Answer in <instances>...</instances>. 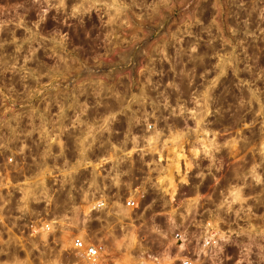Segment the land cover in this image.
<instances>
[{"label": "rangeland", "instance_id": "rangeland-1", "mask_svg": "<svg viewBox=\"0 0 264 264\" xmlns=\"http://www.w3.org/2000/svg\"><path fill=\"white\" fill-rule=\"evenodd\" d=\"M59 2L0 0V123L43 122L45 110L54 116L62 86L94 91L97 107L103 106L98 93L197 91L208 123L215 116L212 132L228 140L221 145L224 162L249 175L258 166L264 177V0H65L63 8ZM73 8L80 9L75 17ZM237 90L247 102L238 137L253 140L239 161L232 130ZM263 191L264 183H255L257 199ZM150 215L136 231L143 246L136 249L119 233L105 239L113 258L107 264H170ZM89 222L74 218L83 233L102 228ZM121 247L133 253H117ZM146 247L153 257L138 256ZM61 261L75 262L70 240L0 242V264Z\"/></svg>", "mask_w": 264, "mask_h": 264}, {"label": "built area", "instance_id": "built-area-1", "mask_svg": "<svg viewBox=\"0 0 264 264\" xmlns=\"http://www.w3.org/2000/svg\"><path fill=\"white\" fill-rule=\"evenodd\" d=\"M61 88L54 116L45 110L43 122L0 123V215L4 217L0 222L1 243L70 240L75 260L72 264H107L113 258L109 256L105 239L115 238L119 233L123 241L134 240L137 249L145 241L136 231L147 225L144 214L151 213V228L159 227L162 232L169 233L165 238L152 232L157 242L166 244L164 254L170 264H183L185 258L191 264H264V191L257 199L255 182L249 173L225 163L221 150L213 153L216 163L211 175H208L211 161L203 154L199 160H193L191 156V148L199 146L197 140L215 139L222 145L218 134L211 129L215 116L208 123L197 91L101 93L103 106L97 107L94 91L80 94ZM110 116H115L107 125L110 130H101ZM198 121L202 122L198 125ZM149 124H154L155 129L150 130ZM90 129L92 136H88ZM155 131L163 135L153 152L148 150L147 139ZM181 133H184L183 138L175 140ZM133 136L140 138L137 145L132 143ZM165 141L167 148L163 147ZM134 146L145 149L143 159L138 151L118 164L124 152L131 151ZM181 147L189 160L199 163V168L188 172L186 161L180 160L181 171L176 173V156L172 149L179 151ZM102 160L108 162L101 164ZM116 164L118 171L128 172L121 176L119 189L112 185L110 178L105 179ZM159 169H167V172L161 173ZM199 171L206 174L203 182L197 179ZM185 173L188 174L187 185L180 183V177ZM162 174L173 176L177 185L174 197L152 187ZM93 179L100 191L90 189ZM147 180L151 182L145 183ZM234 187L242 189V200L232 204L230 212L218 208L225 200L232 199ZM145 189L147 194L142 196ZM45 190L52 198L51 204L47 202ZM88 191L95 192L96 199L101 194L106 196L108 207L89 212L93 198L89 195L88 200L84 199V193ZM197 197L200 199L195 211L188 213L187 202ZM130 199L136 201V207L128 203ZM118 204L131 209L127 216L117 214L121 211L116 207ZM150 204L151 208L148 207ZM260 204L263 205L262 214L257 213ZM25 205L27 211H19ZM173 212L180 227L169 232L168 217ZM77 216L89 218L102 228L83 233L84 230H78L74 223ZM54 219L58 221L54 225L55 231L49 232L46 240L39 231L33 236V231ZM257 223L261 224L258 229ZM103 231L106 234L103 235ZM182 233H186V239L178 238ZM221 234L228 238L227 241L220 239ZM209 235L216 240V246L209 245L204 249ZM157 245L155 243L153 248L157 249ZM150 248L144 252L139 250L138 256L153 257ZM128 251L133 253L126 247H121L117 253L126 255ZM59 264L70 263L61 261Z\"/></svg>", "mask_w": 264, "mask_h": 264}, {"label": "clouds", "instance_id": "clouds-1", "mask_svg": "<svg viewBox=\"0 0 264 264\" xmlns=\"http://www.w3.org/2000/svg\"><path fill=\"white\" fill-rule=\"evenodd\" d=\"M45 2H47V0H45ZM64 3H65V0H60L58 7L59 8H63L64 7ZM79 11H80L79 8H73L71 15L73 17H75L79 13ZM77 119H79V118H77ZM114 119H115V116L108 117L104 121V126L102 127L101 130L109 131L110 129H108L107 125H108L110 120H114ZM201 122L202 121H198L197 122L198 125ZM155 127L156 126L154 124H149L148 125V128L150 130L155 129ZM92 135H93V130L90 129L89 132H88V136H92ZM162 135H163L162 132L155 131V134L147 139V145L149 146V149H148L149 151H153V152L156 151L155 145L160 140V137ZM204 135H205V137H207L208 133L205 132ZM183 136H184V133H181V134H179L178 136L175 137V140H180V139L183 138ZM139 139H140L139 137L133 136L132 137V143L134 145H137ZM175 140H173V143H175ZM197 145H199V146H193L191 148V150H190L191 151V156L193 157V160H199V158L201 157V154H203L204 158H206L209 161H211V163L208 166V175H211L212 168L215 166V163H216V159H215V156H214L213 153L214 152H219L221 150V145L217 144L215 142V139L208 140L207 142H205L204 140H197ZM225 146H227V145H225ZM233 146H235L234 142H233ZM89 147H91V145H89ZM113 147H115V145H113ZM163 147L164 148L168 147V142L167 141H165ZM138 151L141 153V159H143V155L145 154V149L144 148H139L137 146H134L131 149V151H125L124 152L123 157H121L119 159L118 164L119 163H124L126 158H131L133 153L138 152ZM172 151L175 153V156H176L175 171H176L177 174H179L180 171H181L180 164H179L180 160L186 161L188 172H191L193 170V168H199L200 167L199 163H193V160H189L188 156H186L184 154V151H183L182 147L180 148L179 151H177L176 148H173ZM21 152H23V148L21 149ZM81 155H84V153L82 152ZM109 159H111V158H109ZM107 162H108V160H102L101 164L107 163ZM153 163H156V161H153ZM118 164L114 165L113 169H112V172L109 173V176L105 177V179H109L110 178L111 181H112V185L114 187H116L117 189H119L120 186H121V176L128 175V172H120V171L117 170L118 169ZM256 167H258V166H254L251 169L250 175H251V178L255 181V183L257 185H259V184L264 183V177H261V175H259L256 172ZM216 170L220 171L219 168H217ZM159 171L161 173H165V172H167V169H159ZM65 175L67 176L68 173H65ZM197 179H199L201 182H203V180L206 179L205 172L204 171L197 172ZM150 182H151L150 180L145 181V183H150ZM165 182H167V186H165ZM180 183L184 184V185H187L189 183L188 174L187 173H185L184 175H182L180 177ZM152 187L154 189H157L158 191L164 193V194L171 195L173 197L175 196L176 191H177V185H176V183L174 181V178H173V176L171 174H167V175H163L162 174L160 176L159 180L156 183H152ZM91 188H95L96 191H100V189L97 188V186H96L95 179H93V181H92V183L90 185V189ZM241 192H242V189L240 187H234L232 189V192H231L232 199L231 200H225L224 202H222L221 204L218 205V208H220V209H225L226 208L227 211L230 212L232 210L231 205L242 200ZM146 194H147V190L145 189L144 192L141 195L143 196V195H146ZM45 195H46V190H45ZM89 195H91L92 198H93V202L90 204V207L88 209L89 212H91L92 210L103 211V210H105L108 207L107 197L104 196L103 194H101L99 199H96L95 198V192L88 191V192L84 193V199L88 200ZM46 199H47V202L49 204L52 203V198L50 196L46 195ZM199 199H200V197H197L195 200L187 202L189 206H188L186 211L188 213H192V212L195 211L196 205L199 203ZM128 203L132 207H136V201L134 199H130L128 201ZM152 203L154 204L155 200H153ZM116 207L121 210L119 213H117L118 215L122 214L124 216H127L129 214V212L131 211L130 208H125L124 205L118 204V205H116ZM148 207L151 208L152 204L148 205ZM0 211H2V210H0ZM19 211H21V212L27 211V205H25L24 207L20 208ZM174 214H175V212H173V214H170L169 217H168V223L170 225L169 232L174 231L176 228L180 227V225H177L176 220L173 218ZM3 219H4V217L2 215H0V222H2ZM57 223H58V221L54 219L50 223L44 224L43 228L33 231L32 234H33V236H35L36 235V231H39V232L43 233V237L42 238L46 240L47 236H48V233L55 231L54 225H56ZM152 231L159 233L160 235L164 236L165 238H167V236L169 234L168 232H162L159 229V227H153ZM178 238L179 239H186V233L180 234ZM220 239L227 241L228 238L226 236H224L223 234H221L220 235ZM216 243H217L216 240L213 239V237L211 235H209L205 239L204 249H207L209 245L216 246ZM183 264H191V262L187 258H185L183 260Z\"/></svg>", "mask_w": 264, "mask_h": 264}, {"label": "flooded vegetation", "instance_id": "flooded-vegetation-1", "mask_svg": "<svg viewBox=\"0 0 264 264\" xmlns=\"http://www.w3.org/2000/svg\"><path fill=\"white\" fill-rule=\"evenodd\" d=\"M239 90L236 91L235 96H234V100H235V121L232 127L233 130V134H234V145H235V154H234V158L239 161L241 158L240 152L241 151H245V147H247V150H250V148H252L253 146V140L247 139V140H240L239 139V130H240V122H239V110H238V106H239ZM221 130H224L223 128ZM222 136V135H221ZM221 141H223V145L226 144V142L228 141L227 139H224L223 137L220 138ZM249 144V145H247ZM227 157V156H226ZM224 156V158H226ZM249 162H251L252 166H254V162H255V155L252 152L251 155H249Z\"/></svg>", "mask_w": 264, "mask_h": 264}, {"label": "bare ground", "instance_id": "bare-ground-1", "mask_svg": "<svg viewBox=\"0 0 264 264\" xmlns=\"http://www.w3.org/2000/svg\"><path fill=\"white\" fill-rule=\"evenodd\" d=\"M98 94H100V93H98ZM241 95L239 96V101H240V103H239V106H238V110H239V122L241 121V119H242V117H243V112H244V110L246 109V105H245V103L247 104V102H245V103H243V102H241ZM245 101V98L243 97V99H242V101ZM243 103V104H242ZM247 145H249V144H247ZM222 156H223V154H222ZM223 160H224V158H223ZM230 163V162H229Z\"/></svg>", "mask_w": 264, "mask_h": 264}]
</instances>
